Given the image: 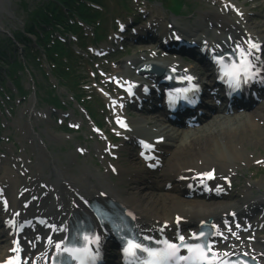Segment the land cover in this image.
<instances>
[{
    "label": "bare ground",
    "instance_id": "bare-ground-1",
    "mask_svg": "<svg viewBox=\"0 0 264 264\" xmlns=\"http://www.w3.org/2000/svg\"><path fill=\"white\" fill-rule=\"evenodd\" d=\"M209 1L214 6L207 11L200 12L193 22L196 30L200 32L205 28L208 29V26H218L223 31L230 33L228 40L227 35H220L214 30L210 31L213 29L211 27L208 30L210 36L208 41L216 49L230 48L238 52L250 53L254 57L257 67L264 71V63L258 55L254 54L253 49H250V44L254 41L264 45V20L263 22L251 21L250 9L245 5L246 2L255 0ZM157 27L166 29L171 27V29H179V31L186 29L189 32L194 29L182 27L171 19L167 20L166 15L151 17L145 30L151 31ZM202 34L205 35V33ZM155 52L152 53L145 49L141 53H135L126 61L125 65H121L122 68L119 72L129 74L133 64L138 65L146 61L163 65H173L178 62L177 58H161L159 50H155ZM192 72L197 73L196 71ZM122 73L118 74L122 75ZM129 80L130 84H136L137 88L151 81L145 74L137 73H134L133 78ZM223 113L220 111L217 115L215 114L216 116L206 119L207 122L200 128H170L165 132H161L160 129V121H162L159 118L160 114H150L149 117H146L142 113L131 120L121 115V120L130 122V128H128L130 132L127 131L125 134L130 133L131 136H125V142L129 143L132 135L135 134H154V137L163 135L166 141L165 144H162L160 140L157 142L160 152L161 149L164 151L159 163L161 170L157 171V174L144 173L146 168L137 166L136 159L138 157L134 151L136 144H133L129 149L126 167L122 166L123 158L120 156V151L126 147L123 143L115 147L117 164H113L112 167H115L119 175H124L118 181V183H124L127 186L124 189L111 186L104 182L100 176L87 173L85 170L74 175L70 172L71 168L62 162L56 163L48 176H41L40 165H37L34 167L36 172H32L29 178L23 177L21 181L19 178L16 182L6 178L3 183H0V200L7 201V204H0V237L3 238L0 248L5 247L7 251L4 255H0V262L5 261L13 253V233L19 219L39 216L50 222L49 226L36 223L35 229L29 228L25 238L22 236L23 241H21V252L27 260V264H46L49 263V254L56 244L64 239L70 220L81 215H89L93 219L92 213L86 206L88 202L93 199L98 201L113 199L128 207L136 215L138 227L143 228L154 229L161 226V223L158 226H155L154 223L148 224L151 217L156 222L160 217L168 219L167 217L171 216L169 218L170 225L185 218L189 226L190 223L194 224L199 220L212 217L213 222H218L221 229L223 227L220 223L221 220L234 221L236 227L234 232H240L238 234L242 236L239 239L240 243L230 244L226 246L225 250L218 245L217 247L221 249L218 256L220 259H224L241 252L256 257L262 264L264 249L260 248V245L264 246V237H259L257 241L253 242L248 240L247 237L256 232L255 227L248 226L249 231H242L247 226L246 221L243 227L239 223L243 218L251 217L264 206V197L249 198L254 187H262V179L255 178L254 174H250L248 182L233 188L230 186H233L234 182L231 185L224 181V178L229 177L233 181L243 175L248 163L263 158L256 156L255 150L259 146H264V106L255 108L251 112H239L233 115ZM150 122L158 130L147 128L148 132L152 131L147 133L144 131L145 126ZM21 157H14L13 161H19ZM24 161L25 164L20 167L22 171L27 170L28 160L25 157ZM255 163L258 164V162ZM133 165L138 168H132ZM216 168L217 178L215 177L214 183L226 186L231 196L236 193L235 200L205 198L198 200L185 197L186 183L197 180L198 173ZM163 180L171 181L175 185L174 194L163 195L160 193L165 185V182L162 184ZM261 191L264 192V186ZM26 200L31 201L29 207H24L22 204ZM237 203L240 205H236ZM16 209L20 210V214L15 212ZM232 213H235V217ZM95 233L104 235L103 229L97 224ZM230 237L232 238V235ZM9 240H11L10 246H5L4 243ZM28 240L31 241L30 244Z\"/></svg>",
    "mask_w": 264,
    "mask_h": 264
},
{
    "label": "rangeland",
    "instance_id": "rangeland-1",
    "mask_svg": "<svg viewBox=\"0 0 264 264\" xmlns=\"http://www.w3.org/2000/svg\"><path fill=\"white\" fill-rule=\"evenodd\" d=\"M42 1L43 0H25L30 8H33L36 4ZM125 1L126 8L120 5L116 7V0H110V2H108V6H110L109 8L112 13L110 14L111 16H109V19L106 21V24L111 27V36H113V32H117L116 27H118V23L114 19L116 17H121L125 21L135 20V18L136 20L141 21V17L143 16L140 14V11L146 9V13H150V16H163L166 14L167 19L172 18L178 22L183 21L184 23H192L200 15V12L207 11L214 6L210 1L207 0H187L188 5H194L192 12H190L191 8L187 7L182 12H180V16H175L167 9V6L163 0ZM235 1L242 2L244 0ZM21 2L22 0H0V22L4 23L9 32L11 29L13 30L21 28L25 24L26 16L23 13ZM246 4H250L249 6L253 7V9H251L252 11H250L252 14L250 17L251 21L263 22L264 1L255 0L252 2H247ZM130 28L131 27L129 26L128 29ZM113 29L116 31H113ZM0 33L2 32L0 31ZM106 43L109 45L110 41H107ZM114 46L116 48L115 52L122 51L115 44ZM146 46L147 45L140 47L137 46L135 49L141 50L144 48H151V46ZM128 50L129 53L118 52L119 54L113 58V61H109L108 63H105V61H103L104 63H101V60L98 61L99 66L105 72L104 76L100 75L98 66L94 65L97 69L95 70L92 64H83V67L86 68L89 73L87 80H89L90 84L93 85V88H90L89 90H93V94L99 100L102 108H104V105L107 101V99L103 98L104 94L112 93L113 88V86L108 83V81H106V77L111 76V74H115L117 70H120V68H122L121 65H125L126 60H128L129 57L134 54V49ZM115 52H111L110 54ZM133 72L134 69H131L129 74H133ZM125 73L126 72H124V75L126 76ZM94 76L98 82L96 84H94ZM37 78L39 81L41 80L45 83V79L41 73H37ZM52 83L53 84L51 87H49V89H53L58 93H67L68 96H66V99L71 98V96H69L70 94L65 92L66 90L62 87H56V89H54V86L57 85L55 82ZM99 83L103 84L104 88ZM16 103L18 106L14 110V114L11 115L7 112L8 117H2L4 128L0 129V178L4 177V173L7 171V169H15V163L11 161L6 167L3 159L6 156L9 158L12 157V154L23 155L24 153L28 154V160L31 163H34L38 159L45 165L43 167V174H45V176L50 173V170L53 168L55 163H61L62 161L64 164L70 166L71 172L74 175H77L80 171L85 170L93 171L97 174L100 172V176L105 180L106 178L111 177V175L113 176L112 180H114L116 177L118 179L123 178L124 175H115L107 171V165L101 159V152H99L97 150L98 148H96V144L98 142L102 143L100 146L103 148L104 142L96 135L93 129V123L87 118V116L83 113L81 108L77 106V104H74L67 110H57V116H60L63 122L67 120L70 121L71 126L79 125V129L67 132L65 130L56 128L60 125V123L55 120V111L52 109V107H49L44 103H38V98L35 99L33 93L29 94L27 100L20 102V99H18ZM261 106H264V102ZM30 109L34 110V115L30 112ZM64 114L68 115L67 119ZM112 119L111 113L106 111L104 123L110 134H112V132L117 133L118 131L115 129ZM7 136H10V138L8 139ZM121 140L122 139L119 141ZM32 145L35 146L34 149L33 147H30ZM44 145H46L47 149H44ZM78 146H88L89 151L85 154H79L77 151ZM262 153H264V146H259L255 150V155L258 156ZM127 154L128 153L126 151H122L121 156L126 157ZM122 164L124 167L127 166L125 160L122 161ZM138 165L139 164L137 163V166ZM137 166L133 165V167H131L138 168ZM250 172H257V177L262 179V184L264 186V168L258 169L256 165H252ZM7 173L9 177L13 175L10 173V171ZM108 181L111 182L110 179H108ZM122 187H125V185ZM160 193L163 195H169L171 193L172 195L174 192H168L163 189L160 191Z\"/></svg>",
    "mask_w": 264,
    "mask_h": 264
},
{
    "label": "snow or ice",
    "instance_id": "snow-or-ice-1",
    "mask_svg": "<svg viewBox=\"0 0 264 264\" xmlns=\"http://www.w3.org/2000/svg\"><path fill=\"white\" fill-rule=\"evenodd\" d=\"M250 49L259 51V46L252 43L250 44ZM219 59L222 60L223 58L221 57ZM251 67L252 65L248 60V54L242 53V59L239 65L233 64L229 69L225 70V74L232 82H236V86L238 87L241 74L244 75L245 82H247L248 76L253 75V73L250 72ZM187 79L191 80L192 78L187 77ZM205 175L210 176L211 173H206ZM196 235L197 234H193L194 237ZM200 235L203 234L201 233ZM98 239V237H93L90 243L95 244ZM85 240L88 241V237H85ZM178 240L180 241L179 244L164 240L160 242L163 247L148 248L133 239H129L123 251L126 256L136 260V264H212V260L208 256V253L211 252V248L201 244H185L184 236H179ZM57 247H59V245H57ZM182 248L186 249L187 255L180 254ZM64 251L68 252L72 259L77 261V264H95V260L98 256V252L93 253L87 244L82 248L64 249ZM141 252L146 253V257L143 259L139 256ZM16 264H18V262H16Z\"/></svg>",
    "mask_w": 264,
    "mask_h": 264
},
{
    "label": "trees",
    "instance_id": "trees-1",
    "mask_svg": "<svg viewBox=\"0 0 264 264\" xmlns=\"http://www.w3.org/2000/svg\"><path fill=\"white\" fill-rule=\"evenodd\" d=\"M77 0H46L41 5L32 9L28 14V22L25 27V31L30 32L32 34H36L38 37V42L48 40V35H50V30L48 29L49 26H52L53 29L57 28V24L66 25V22H62L65 17L64 9H68L69 13H73L81 17L83 20L93 23L95 17L100 15V11L98 10H90L86 8L83 2H79V4H75ZM174 2L178 3L181 6L179 0H174ZM95 15V17H94ZM46 25V27L44 26ZM45 34V37L43 36ZM17 39H21L25 44L26 48L29 49L30 46V38L25 36L22 32H17L16 34ZM42 39V40H41ZM48 42V41H47ZM47 42H43L46 52L48 53L49 59L60 69L64 64V60L62 61L58 56H61L64 52V45L62 44L60 39H55L53 44L48 47L46 45ZM13 43V40L5 38L0 40V61L3 60V57L7 58V54L5 52V48H9V44ZM42 43V42H41ZM28 57L32 58V53L29 52ZM26 59V57H25ZM10 63V68H14L16 65L20 63L22 65V61L15 60V61H8Z\"/></svg>",
    "mask_w": 264,
    "mask_h": 264
}]
</instances>
